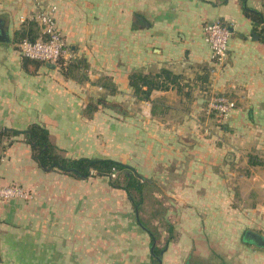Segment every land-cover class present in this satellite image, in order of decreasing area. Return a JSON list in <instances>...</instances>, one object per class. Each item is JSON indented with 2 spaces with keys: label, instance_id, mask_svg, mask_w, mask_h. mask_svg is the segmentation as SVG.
Instances as JSON below:
<instances>
[{
  "label": "crops",
  "instance_id": "1",
  "mask_svg": "<svg viewBox=\"0 0 264 264\" xmlns=\"http://www.w3.org/2000/svg\"><path fill=\"white\" fill-rule=\"evenodd\" d=\"M43 1L56 6L74 58L53 66L21 57L18 42L39 31L37 6L0 0V130L37 123L66 158H133L128 165L175 198L177 224L220 227L217 246L200 253L208 264H264V42L242 11L264 16V0ZM211 21L229 31L220 64L203 37ZM161 68L180 74L178 85L136 96L129 75ZM209 92L234 101L226 119L207 113ZM99 177L43 168L23 134L5 138L0 182L30 198L0 201V264H151L136 217L90 212L107 216L121 198ZM91 180L103 183L90 189ZM185 229L177 241L199 240ZM183 254L170 242L161 262Z\"/></svg>",
  "mask_w": 264,
  "mask_h": 264
},
{
  "label": "trees",
  "instance_id": "2",
  "mask_svg": "<svg viewBox=\"0 0 264 264\" xmlns=\"http://www.w3.org/2000/svg\"><path fill=\"white\" fill-rule=\"evenodd\" d=\"M242 11L244 15L250 19L254 26V30L258 31L260 39L264 42V16L261 12L243 6ZM38 30L36 28L35 35L28 36L30 40L37 37ZM207 76H203V80ZM181 78L180 74H176L169 69L161 68L155 73H142L141 71L132 72L129 75V85L132 87L134 94L141 99H148L150 92L153 89H167L168 85H178V80ZM23 134L27 142L30 145L32 158L43 168H57L65 174L72 175L76 178H86L88 176H105L111 187L122 189L128 196L130 202L134 207L139 208L141 198H134L132 192H136L141 195V191L145 185H149L146 180L140 181L135 169L121 161L111 158H66L62 156L56 146H54L48 136L46 128L40 124L33 123L27 127L26 130L19 131L14 129L4 128L0 130V147L2 141L7 138L10 139L13 136ZM92 171L93 173H90ZM116 173L123 176L122 182L118 181L115 177ZM141 223L143 229L149 233L151 231L141 219L137 221ZM172 226H169V230ZM154 237V234H149ZM150 241V242H151ZM161 250H155L154 253L158 255ZM152 261H157L156 258L151 255Z\"/></svg>",
  "mask_w": 264,
  "mask_h": 264
},
{
  "label": "rangeland",
  "instance_id": "3",
  "mask_svg": "<svg viewBox=\"0 0 264 264\" xmlns=\"http://www.w3.org/2000/svg\"><path fill=\"white\" fill-rule=\"evenodd\" d=\"M205 100V99H204ZM206 103H207V99H206ZM129 148H131L130 150H128V152H130V156L133 157L134 153L132 152L133 150V146H130ZM125 149V148H123ZM119 151L117 148H112V150L110 151L109 155L114 158V157H119ZM123 163L126 164H130L134 167V159H130V160H122ZM138 174V173H137ZM139 175V174H138ZM141 176V175H140ZM93 177H96L93 175ZM99 178H101L102 180H106L107 177L105 176H100ZM113 178H117L118 181L122 182L123 180V176L121 174L118 175V173H116L115 177ZM145 178L146 181H148L149 185H145L143 187V190L141 191V195H138L136 192H132V195L134 196V198L139 199V197L141 198V203L139 208H137L138 211V216L139 219H141L143 222H145V224L147 225V227L149 228V230L151 231L152 234H154V238L156 240L155 243V250H163L164 248H166L168 246V244L170 242H175V244L179 245L181 250L184 252L183 256L180 257V264H208L209 263V259L207 260L205 257H202L200 255L201 252H204V254L206 253L207 249H214L217 245L215 243V241H210V238L215 237V231H217V228H220L218 226L215 225H209V226H204V225H192V226H186V225H182V224H177V220L178 218L181 216V214H179L178 210H175V205H176V200L173 197L172 194L168 193V190L166 189V185H164L163 188H165V190H158V187L156 186L155 183H152V180L150 178ZM108 180V179H107ZM96 181V180H94ZM94 181H90V189L92 188V186L97 183V184H102L103 182H94ZM109 184V182H108ZM117 189V188H116ZM121 198L118 199V203L111 201V206H109L110 211H108L107 216L106 214H103V210H97L96 207H90V212H92V210H94V215H101L106 218L111 217L112 219H116V217H126L128 216L129 219L132 217L135 218V207L134 205L130 202V200L128 199L129 203H126L125 201V205L124 203L122 204L120 202V200H123V193L122 190L119 191ZM117 203V205H116ZM124 205V206H123ZM95 206V205H93ZM101 212V214H100ZM92 214V213H90ZM91 216V215H90ZM83 218H88V216H84ZM137 223V222H136ZM138 224V223H137ZM169 226H172V228L169 230ZM230 227V226H229ZM94 228L97 229L96 225H94ZM183 228H187L185 229V231L190 234V236H195L198 235L195 238H198L199 240H202L204 236H207V240L204 241H193V239L186 241L184 239H186L182 233ZM81 229V227H80ZM141 229L143 230V228L141 227ZM84 231H86V227L83 228ZM145 231V230H144ZM241 232V231H240ZM243 234V233H242ZM241 233H239V238H241L243 235ZM180 238H184L182 241H177V239ZM193 238V237H192ZM175 239V240H173ZM151 237L149 236V240L146 241L148 244V248L150 247L151 244ZM225 244H228V242H224ZM147 248V249H148ZM161 252L157 255V256H161ZM186 254V255H185ZM190 254V256H188ZM188 256V257H187ZM161 258V257H160ZM4 259V261H8L7 257H3L1 258V260ZM151 264H157V261H152V258L150 259ZM8 264V263H7Z\"/></svg>",
  "mask_w": 264,
  "mask_h": 264
},
{
  "label": "built area",
  "instance_id": "4",
  "mask_svg": "<svg viewBox=\"0 0 264 264\" xmlns=\"http://www.w3.org/2000/svg\"><path fill=\"white\" fill-rule=\"evenodd\" d=\"M37 11L33 19L38 24V34L33 40L22 38L17 46L21 57L45 62L53 66H64L74 58L70 46L59 30L55 12L56 6L43 0H33ZM203 37L208 44L211 58L222 63L227 56L228 28L219 21H211L203 26ZM234 108V101L225 95L209 92L207 95V113L224 120ZM27 199L30 193L19 185H6L0 182V201L9 199Z\"/></svg>",
  "mask_w": 264,
  "mask_h": 264
},
{
  "label": "water",
  "instance_id": "5",
  "mask_svg": "<svg viewBox=\"0 0 264 264\" xmlns=\"http://www.w3.org/2000/svg\"><path fill=\"white\" fill-rule=\"evenodd\" d=\"M140 19L143 20V18H140ZM0 39H3V37L1 36V34H0ZM90 173H93V172L90 171ZM138 177H139L140 181L145 180V178H143L140 175H138ZM135 217H136V220L138 221L139 220V216H138V211H137V208L136 207H135ZM138 224L143 228V226H142L141 223H138ZM149 234H151V233H149ZM155 243H156V240H155L154 237H152V241H151V244H150V247H149V252H150L151 255H153L156 258L157 264H162L161 258L154 253Z\"/></svg>",
  "mask_w": 264,
  "mask_h": 264
}]
</instances>
